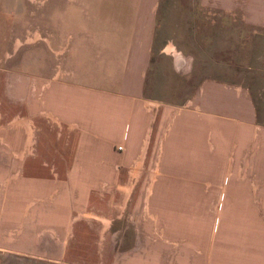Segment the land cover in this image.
I'll return each mask as SVG.
<instances>
[{
  "label": "crops",
  "instance_id": "crops-1",
  "mask_svg": "<svg viewBox=\"0 0 264 264\" xmlns=\"http://www.w3.org/2000/svg\"><path fill=\"white\" fill-rule=\"evenodd\" d=\"M25 1L9 0L20 8L0 14V53L14 44L7 35L48 37L12 47L14 96L0 92V264H121L116 247L126 211L118 207L125 197L134 211L146 201L144 220L157 213L169 240L186 231L196 242L205 215L207 246L177 264H264V0H200L224 13L226 41L230 35L237 44L226 47L224 63L204 64L222 66L224 77H203L175 101L162 92L168 76L155 57L171 53L174 70L185 73L196 54L159 42V0H45L43 10L31 11ZM30 18L37 28L25 25ZM41 23L49 25L46 34ZM168 118L153 177L154 122ZM251 160L256 170L241 173ZM9 172L17 174L14 184ZM150 177L146 197L142 180ZM217 195L218 212L211 208ZM42 236L63 245L42 248ZM154 258L147 250L134 260Z\"/></svg>",
  "mask_w": 264,
  "mask_h": 264
},
{
  "label": "rangeland",
  "instance_id": "rangeland-1",
  "mask_svg": "<svg viewBox=\"0 0 264 264\" xmlns=\"http://www.w3.org/2000/svg\"><path fill=\"white\" fill-rule=\"evenodd\" d=\"M9 0H0V14H5L4 10L8 6H13L16 9H19V4H10L8 3ZM23 4V3H22ZM31 10H43L45 8V0H30V3L26 4ZM162 6L164 10L162 11ZM157 11L159 13L160 22H159V31L161 32V37L163 43H168V50L171 46L179 48H184L190 51V53H195L196 56L193 57L189 55L188 59L192 66H189L187 69L188 71L183 73L182 71L176 72L173 68V61L171 53L163 52L159 56L157 55L155 59H157L158 71L163 75V78L168 76V83L163 85L162 89L165 93L166 99L170 101H175L178 96H188L190 95L194 88L196 87L198 81L203 77L208 75H216L219 74L220 77H224L225 69L221 66L218 67L216 65L212 66L211 68L205 66L204 64L210 63L213 60H217L218 63L220 61L224 63V58L226 57V47L229 46H236L237 43L232 42L230 35H227L229 38L226 41L225 38V20L221 19L222 13L214 12V9H207V7L203 8L201 5L200 0H168L164 2V0H159V4L157 7ZM162 12V13H161ZM208 15L211 17L208 22ZM216 16H218L216 18ZM3 17V15H2ZM213 17V18H212ZM215 17V19H214ZM25 25H28L31 28L35 24V28L38 27V22L30 19H25ZM227 21V20H226ZM16 20L12 21L11 23L15 26ZM231 22V21H230ZM33 23V24H32ZM201 23V24H200ZM233 23L240 24L239 20H233ZM20 24V21H19ZM160 24L162 25L160 27ZM17 25V24H16ZM40 29L43 33H47L46 28L49 29V25L44 23L40 24ZM232 23L226 24V28H231ZM11 30L13 27H11ZM162 28V29H161ZM38 31V29H37ZM10 32V30H8ZM13 32V31H12ZM228 33V31H227ZM8 43L11 44L7 51H2L0 54V64H4L2 68H0V74H4L5 79L9 81V83L5 82L4 84L0 82V92L3 91V97L14 96L10 89L13 85L12 81H15L14 75L16 74V50L12 47H16L21 41L25 42V46L31 45L32 41L41 40L47 41L48 35H38L33 33H28L20 40L14 35H7ZM164 45V44H163ZM12 48V49H11ZM222 63V64H223ZM215 64V63H213ZM239 67V66H238ZM237 67V68H238ZM27 69V68H26ZM184 75V76H182ZM167 79V78H166ZM15 87V86H14ZM1 94V93H0ZM160 94V93H159ZM13 99L10 97V101ZM1 104L2 98L0 95V129L2 128V111H1ZM8 112L12 111L11 107L9 106ZM13 119V118H12ZM17 123V118L15 117L12 121V125ZM170 123V118L165 122L159 124L157 121L154 122V137L153 145H152V153L154 159L156 160L153 162L151 167V172L153 177L156 175L158 171V164L160 158V151L162 140L165 137L168 127ZM1 139V136H0ZM255 163L248 161V164L245 165L243 169H240V172L243 173L246 170H256L254 166ZM16 172H9L8 173V183L14 184L15 180L17 179ZM153 178H149L148 180H142L146 187V197L148 196L151 184L153 182ZM6 182L2 185V187L6 186ZM204 183V184H203ZM202 185H208L207 181L203 182ZM224 184H218V186ZM125 194L129 195V189L125 191ZM127 197L124 198V202L120 204L118 208H121L126 211L121 217V225L122 230L119 232L121 235L122 241L117 244L116 251L118 256L120 257L121 264H139L135 258L141 256L142 254H146L147 250H151L152 254L157 258H154V261H157L155 264H160L163 262L164 264H177L180 256L187 257L190 262H192V258L195 252L199 250H204L207 246L206 241H204L208 236V226L205 218V215L202 213V218L200 225L197 227V234L195 237L196 242H189L188 239L192 237V232H182L179 233L177 239H171L174 241L169 240L167 237L166 226L161 223V220L157 213H152V221H145L144 217H150L148 212L149 208L145 205V202L141 205L139 209L134 211L131 209V203L125 201ZM221 203V196L217 195L216 200L211 203V208L219 211ZM196 214V210L191 208L189 213ZM147 213V214H146ZM142 218H139V217ZM222 221L224 217V213L221 214ZM151 222L152 227H146V223ZM148 226V225H147ZM221 228L223 227V222L220 224ZM24 227L19 229H11L6 234L4 233V240L7 241V238L10 239L18 236L22 233ZM30 230V229H29ZM199 230V231H198ZM118 234V235H119ZM136 235H139V241H135ZM135 236V237H134ZM44 236L41 237V241L37 242L42 248L46 249H55L56 251L59 250L63 245L60 244L58 241L53 240L52 242H44L42 241ZM152 240V242L145 243L146 238ZM57 240V239H56ZM169 240V241H168ZM60 244V245H59ZM27 249V248H25ZM31 249V248H29ZM48 261V260H45ZM51 264H94L90 260L87 259H78V258H70L68 260H61V262L51 261Z\"/></svg>",
  "mask_w": 264,
  "mask_h": 264
},
{
  "label": "built area",
  "instance_id": "built-area-1",
  "mask_svg": "<svg viewBox=\"0 0 264 264\" xmlns=\"http://www.w3.org/2000/svg\"><path fill=\"white\" fill-rule=\"evenodd\" d=\"M118 148H119V149H122V148H123V146L120 144V145H118Z\"/></svg>",
  "mask_w": 264,
  "mask_h": 264
}]
</instances>
